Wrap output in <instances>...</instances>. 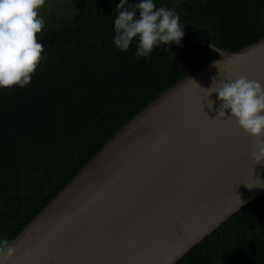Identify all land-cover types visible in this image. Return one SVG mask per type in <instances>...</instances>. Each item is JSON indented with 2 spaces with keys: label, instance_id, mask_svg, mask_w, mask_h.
Here are the masks:
<instances>
[{
  "label": "trees",
  "instance_id": "trees-1",
  "mask_svg": "<svg viewBox=\"0 0 264 264\" xmlns=\"http://www.w3.org/2000/svg\"><path fill=\"white\" fill-rule=\"evenodd\" d=\"M181 0H153L172 9ZM121 0H73L49 13L44 57L29 85L0 89V240L12 241L132 118L185 77L216 61L183 36L150 58L113 42ZM140 0H128L139 3ZM182 30L238 52L264 38V0H189ZM176 264H264V194Z\"/></svg>",
  "mask_w": 264,
  "mask_h": 264
},
{
  "label": "water",
  "instance_id": "water-1",
  "mask_svg": "<svg viewBox=\"0 0 264 264\" xmlns=\"http://www.w3.org/2000/svg\"><path fill=\"white\" fill-rule=\"evenodd\" d=\"M182 31L219 58L116 133L12 240L11 264H176L264 194L252 138L234 119L216 121L222 102L204 90L221 77L264 85V38L229 52Z\"/></svg>",
  "mask_w": 264,
  "mask_h": 264
},
{
  "label": "clouds",
  "instance_id": "clouds-1",
  "mask_svg": "<svg viewBox=\"0 0 264 264\" xmlns=\"http://www.w3.org/2000/svg\"><path fill=\"white\" fill-rule=\"evenodd\" d=\"M45 3L46 0H0V89L29 85L45 59L43 45L38 42L45 27L39 14ZM117 12L113 42L120 51L127 52L135 41L137 60L150 58L162 44H179L183 39L179 15L165 6L157 8L153 0L135 4L121 0ZM204 90L208 97L218 93L222 102L215 120L234 119L252 138L255 164L264 162V85L244 76L227 82L221 77ZM213 104L208 99L207 106L212 108ZM16 252L14 242L0 240V264H11Z\"/></svg>",
  "mask_w": 264,
  "mask_h": 264
},
{
  "label": "rangeland",
  "instance_id": "rangeland-1",
  "mask_svg": "<svg viewBox=\"0 0 264 264\" xmlns=\"http://www.w3.org/2000/svg\"><path fill=\"white\" fill-rule=\"evenodd\" d=\"M73 0H46L44 7L40 10V17L45 20L46 16L57 10L59 12H64L68 4Z\"/></svg>",
  "mask_w": 264,
  "mask_h": 264
}]
</instances>
